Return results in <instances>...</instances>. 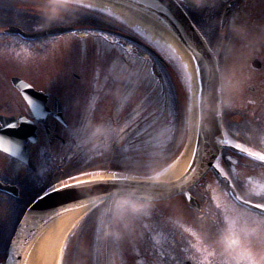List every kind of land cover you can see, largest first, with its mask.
Returning <instances> with one entry per match:
<instances>
[{
  "label": "flooded vegetation",
  "instance_id": "1",
  "mask_svg": "<svg viewBox=\"0 0 264 264\" xmlns=\"http://www.w3.org/2000/svg\"><path fill=\"white\" fill-rule=\"evenodd\" d=\"M206 2L208 7L201 12L182 10L203 35L215 55H219L221 99L224 107L229 111L228 119L233 122L231 129L227 126L222 128L220 140L225 142L231 140L233 144L241 143L245 148L262 151L264 150V0H206ZM111 11H114L117 17L122 16L117 10L111 9ZM110 14L111 12L104 15ZM124 18L127 19L125 16ZM80 20L98 24L99 30L94 32L93 29L84 28L83 33H78V30L74 29L33 41H22L15 36L0 35V111L15 107L29 120L33 118L32 108L24 99L25 96L11 82L12 75L20 76L27 81L37 91L29 92L27 96H32L41 104L48 105L51 111V116L45 122L35 126L25 123L12 132L13 135L22 138L28 136L30 129L33 128L34 132L49 137L50 142L47 143L20 140L24 141V149L18 151L22 153L25 151L26 160L31 157L33 162L32 167L27 169V174L23 167L19 175L11 173L10 161H15L17 164L27 162L0 150V181H2L0 182V253H3L6 247H12L8 243L9 238L14 239L25 206L54 178L55 171L51 167L78 154L99 158L98 152L88 150V122L95 121L98 117L96 111L93 109L89 111L88 105L97 104L98 93L105 84L99 81L96 71L103 69L104 65L110 70V67L117 63L118 57L101 56L106 52L94 50V46L97 49L112 47L111 43L104 40L107 35L114 37V42L127 41L123 36L134 37L132 32H135V29L132 32H119L114 25L103 21L95 14L85 18L81 16L77 21ZM123 22L117 20V24ZM105 31H116L120 36L117 39L111 32ZM62 34H65L66 38ZM140 36L147 38L142 30L136 33V37ZM9 38L18 41H10ZM39 41L43 42L38 46ZM23 44L27 45L25 54L30 53L31 57L34 56L39 60L54 61V66L51 65L46 71L42 68V71L36 69L34 83L22 74L14 73L8 76V72L2 67L3 61L9 60L11 58L9 56L15 54L9 49L16 47L18 53L24 47ZM29 47H32V50ZM133 47L137 46L133 45ZM131 53L132 51L128 52L129 58ZM121 55L119 58L128 64L125 55ZM233 59L235 65L236 60L237 63L239 62L236 70ZM231 68L239 75V83L234 84L239 87V97L236 96L238 94L234 88L232 90L235 93L230 97L227 81L222 76L230 72ZM88 69H93L91 77L84 76V72ZM36 78L40 79L39 83H36ZM112 87L115 89L114 86ZM104 103L111 105L109 102ZM221 111L223 112V108ZM77 120L78 134L65 135V130L71 132L73 121ZM3 131L5 130L0 129V132ZM84 138L86 140L83 142ZM228 155L233 153L225 152L223 157L219 153L217 155L216 163L225 170L227 165L224 159ZM246 158L249 167L247 169L237 167V172L250 177L245 181L246 187L264 191V164L256 158ZM236 159L237 157L233 155V160ZM208 174L212 177L211 167L205 174L206 179ZM209 193L221 204L226 206L230 204L223 192L211 181ZM201 204L203 205L204 201H201ZM230 215L234 222L230 231L227 230L228 225L225 223L217 233L207 215L195 222L186 218L174 228L157 229L155 236L157 244L155 243L154 246L159 256L147 259L146 264H245V261L238 260L237 256L250 257L259 264L260 259L264 257V222L258 217L247 214L243 207L237 208ZM208 233H214L211 240L207 239ZM229 241L233 243L229 244ZM20 262L19 253L15 264ZM7 264H13V261L8 260Z\"/></svg>",
  "mask_w": 264,
  "mask_h": 264
},
{
  "label": "snow or ice",
  "instance_id": "2",
  "mask_svg": "<svg viewBox=\"0 0 264 264\" xmlns=\"http://www.w3.org/2000/svg\"><path fill=\"white\" fill-rule=\"evenodd\" d=\"M111 5V8L109 7ZM166 6V7H165ZM208 7L206 0H101L100 3H84V0H49L45 5V11L40 19L48 18V23L60 21L63 23H74L78 17L92 13L103 21L114 25L119 32H132L136 37V33L140 32V25L144 26L145 31H150L153 36L144 38L136 37L139 43L137 51L144 57L147 64L153 69L160 65L157 63V57L168 68L171 75L180 84V68L186 67L181 63V54L177 48H173L171 44L161 43L164 38L163 33L167 32L176 39L175 34L171 32L169 22L171 16L165 13L172 9H188L194 13L203 11ZM112 8L126 10L127 19L123 16L117 17ZM111 12L106 16L105 13ZM117 20H123V23L117 24ZM90 26L75 23L74 29H84ZM111 32L113 36L119 38L116 31ZM155 37V38H153ZM211 43V38H209ZM179 48L192 45L187 41L177 40ZM201 45H197L200 47ZM113 54L116 49H112ZM123 59V56L121 55ZM111 57H109V60ZM196 61L193 65V77H199V84L196 92L198 99H192L189 96L191 89L184 90L182 86L178 87V94L182 95V102L176 103L172 114L173 123L177 129L186 127V119L190 118L195 126L197 136V146L192 147L191 141H176L175 136L168 142L167 147L157 150L152 143L151 132L161 122L168 121V114H163V120L160 119V112L157 108L156 114L153 112H145L142 124L129 130L128 136L132 143L126 149L124 144L116 142L114 135L112 143L106 149V155L103 158L95 156H87L85 154L74 155L63 163L56 164L51 167L55 171V176L38 195L32 197V200L23 209L24 215H29L35 210V201L43 200L45 196L52 193L65 192L63 202H58V206L71 204L80 206L81 202L87 200L96 201V204L85 214V219L94 216L98 207L107 202L111 197L125 196L131 197L135 195L136 199L145 201L139 205L140 210L152 207L153 210L160 207L159 204L150 205L151 201H161L165 198L179 196L180 199L175 201L168 207L175 214H183L186 218L195 222L206 215L212 226L219 233L222 226L227 223L228 229L233 227L231 212L237 208L243 207L246 213L254 217H258L264 222V191H256L246 187V177L237 172V167L247 169L249 161L246 157L256 158L264 164V150L253 151L245 148L241 143H235L231 140L225 142L219 139L222 134L221 130L227 126L229 129L233 127V122L228 119L229 111L224 107L221 99V92L216 86L215 65L212 64V52L205 45L203 54L193 55L189 58ZM211 65V67H209ZM207 74V78H206ZM159 76V72L146 71L141 75L140 82L145 79L155 80ZM29 88L30 85H24ZM24 99L32 108L33 118L28 119L19 112L18 108L9 110L5 108L0 111V145L4 143H19L21 139L36 143L50 142L49 137L41 133L33 132L25 137H17L12 134L13 130L24 126L25 123L35 126L38 123L45 122L51 116V111L46 104H41L32 96H25ZM223 108V112L221 109ZM127 113L125 114V118ZM121 117L117 116L118 123ZM59 127V122H56ZM79 121H73L72 130H65V135L72 133L78 134L76 125ZM201 140H204V149L199 147ZM128 143V139L125 140ZM191 148V156L187 161V166L178 175L163 178L164 173L171 167L169 161L175 157L179 160L181 156L188 154ZM183 149V150H181ZM231 151L237 157L233 160V155H228L224 159L227 170L216 163L217 155L224 156L225 152ZM179 152L180 155L176 156ZM9 171L15 175L20 174L21 167L27 169L32 167V158L29 157L26 164H17L10 161ZM235 165V166H234ZM211 166L212 177L205 178V174ZM111 168L117 170L109 175H102L106 169ZM76 176L86 177L85 179H75ZM214 182L217 188L223 192L229 205L221 204L214 195L209 193V182ZM2 182V181H0ZM204 201V204H201ZM23 223V221H21ZM214 233H208L207 239L211 240ZM9 245H15L16 241L9 238ZM233 241H229V244ZM19 247H6L3 253H0V262L7 264L8 260L15 264ZM179 255V253H177ZM238 260L245 261V264H257L250 257L237 256ZM264 264V257L259 261Z\"/></svg>",
  "mask_w": 264,
  "mask_h": 264
},
{
  "label": "rangeland",
  "instance_id": "3",
  "mask_svg": "<svg viewBox=\"0 0 264 264\" xmlns=\"http://www.w3.org/2000/svg\"><path fill=\"white\" fill-rule=\"evenodd\" d=\"M85 2L94 3L91 0H84V3ZM42 3L43 4L38 5L34 3V0H5V2H0V7H14V9L18 8L19 13L22 12V10H26L36 15H42L45 11L46 5L44 2ZM122 16L124 17L123 14ZM19 20V17L14 18V21ZM37 21L44 25L48 23V18H37ZM19 24L27 32H34L37 29L42 28L41 24L33 23L30 20L19 22ZM65 24L66 23L57 20L47 26ZM1 29L6 30L5 28ZM140 29L147 37L151 36L144 30L143 26L140 25ZM78 33H83V30L78 31ZM64 35L62 34V36L66 38ZM108 39L115 40V38L111 36H108ZM9 40L18 41L15 38H9ZM61 40L63 39L61 38ZM42 42L43 41H39V44L37 43L38 46L42 44ZM113 45V48L116 49L115 54L112 52L113 48L110 47L103 50L101 49L106 53H102V51L97 49L95 46L94 50L101 51V56L103 55L104 57L113 55L119 57L118 52H125L129 57L127 51H132V59L126 57L129 61L128 64H125L121 60H117V63H115L112 68L110 67V70H107L105 65L103 69H99L97 71L95 70L96 75L99 76V81L105 84L101 86L102 90L98 93L99 96L96 99L97 104L95 106H92V104L88 105L89 111L93 109L98 115L95 121L92 120L91 122H88V150L97 152L101 149V151H106L108 146L112 143L114 135L117 138L116 142L124 144L127 149L132 143L130 137L128 136L129 130H134L136 126L142 124L146 110L153 112L155 115L157 108L161 114L160 119L163 120V114L167 113L168 121L166 123H159L151 132L152 143L156 146L157 150L165 148V145L171 138L174 126L172 118L174 107L171 100V93L169 91L171 86L168 85L164 75L168 73L167 77L173 78V76L169 72L168 68L157 67L156 69H153L151 65L147 64L144 57L136 50L137 47L135 48L129 43L121 40L117 43H113ZM23 46L24 47L18 53V49L16 47L9 49L10 51H14L15 54L9 56L11 58L9 60L7 59L8 62L7 60L3 61L2 67L6 69L8 76L14 73L22 74L24 77L29 79L31 83H34L33 80L36 77V69L41 70L42 68L46 71L51 65L54 66V61H50L48 59H35L34 56L31 57L30 53H24L27 45L23 44ZM31 48L32 47H29L30 50H32ZM94 53L95 52H93V54ZM233 66L236 70V68L239 67V62L237 63L236 60L235 65V60L233 59ZM182 69L185 74V78L183 84L180 82V86H182L184 90L191 89L189 96L193 99L192 71L185 67H182ZM234 69L231 68L230 72L228 71L227 74H223L222 76H224V79L227 81V88H229V91L231 92L230 97H233L232 93L233 95L235 93L234 90H232L233 88L236 89V93L238 94L236 96L239 97V87L234 86V84L239 83V75L235 74ZM92 71L93 69L86 70L84 72V76L91 77ZM145 71L147 73L157 71L159 72V76L156 77L155 80L145 79L144 82L141 83L140 77ZM78 72L79 71H76V73ZM121 77L123 78V81L120 82ZM39 82L40 79L36 78V83ZM112 86H116L115 89H113ZM173 87H176V90L172 92L175 102H182L183 97L178 94L179 86L176 79L173 81ZM117 97L118 99H116ZM104 102H109L113 105L111 110H114L113 112L116 116L121 117V122L118 125L110 120L106 123L107 121H105V118L107 117L102 111L105 109ZM126 113L127 116L125 118ZM190 130V118H188L186 119V127L182 129H175L174 134L176 141H180L181 137H183V142L186 143L190 137ZM126 139H128V143H125ZM85 140L86 138H84L83 142ZM178 154L179 152L176 153V156H178ZM174 159L175 157L169 161V165ZM179 199V197H173L170 200L156 201L153 203V205H160V207L156 209L157 211L153 212L157 222H163L165 220L170 228H174L177 224L186 219L183 214H175L168 207ZM139 205L141 204L138 201L126 198L112 199L106 203L105 209L100 212V219L93 241L89 238V240L83 241V243L80 242L81 245L75 249L73 248V246L76 245L77 240L75 228L83 218L82 216L86 213L85 212L64 236L59 249L58 264H142L140 263V257L138 256L139 253H141L140 250H142L141 242L143 241V238L141 235L143 233V235L148 238H154V236H157L158 223L153 221V218H150L146 211L142 214V216L147 219L146 223H144L143 220L136 223V217L134 215L135 210ZM133 217H135V219ZM137 260L139 261L137 262Z\"/></svg>",
  "mask_w": 264,
  "mask_h": 264
},
{
  "label": "water",
  "instance_id": "4",
  "mask_svg": "<svg viewBox=\"0 0 264 264\" xmlns=\"http://www.w3.org/2000/svg\"><path fill=\"white\" fill-rule=\"evenodd\" d=\"M166 7V6H165ZM166 15L171 16V21L169 22V25L172 27L174 32L177 34L179 39L181 41H187L189 44L192 45L191 48H187L191 55H198L203 54V48L206 44L203 37L200 35L198 30L193 26V24L190 22V20L187 18V16L184 14V12L181 9H172L171 11H168L165 13ZM72 26L68 25L65 27L62 26H55L51 28H47L38 32L34 33H28L23 31L20 27L17 26H10L5 31L6 32H13L20 35L22 38L25 39H36L38 37H42L45 35H51V34H57L61 33L63 31L69 30ZM138 42L137 40H134ZM139 43V42H138ZM201 45L200 47H197V45ZM187 47V45H185ZM209 49V47L207 46ZM210 50V49H209ZM196 63V61H194ZM212 64L215 65L214 71L216 72V86L218 88L219 85V79H218V70L216 65L215 57L212 53ZM211 67V65H209ZM198 81L199 77L197 76ZM207 78V74H206ZM13 84L20 89L24 94H27L28 91L32 90L31 87L25 88L24 85H27L23 80H21L18 77L12 78ZM199 96L197 95V99ZM221 137V135L219 136ZM204 140H201L199 143V147L201 149H204ZM197 146V136H195V147ZM0 149L5 150L9 153H16V150L12 149L7 144L0 145ZM17 154V153H16ZM19 156V154H17ZM210 167V166H209ZM68 190H62L60 193H52L48 196H45L43 200L35 201V210L31 212L29 215H24L21 219L23 223H19L17 227L16 234L14 236V240L16 241L15 245H12V247H19L21 252L25 242L27 239L35 232L38 231V229L46 223L50 218H52L54 215L68 210L72 208H77L80 206H84L87 204L96 203L95 200H92L91 202L84 200L81 202L80 206H73L71 204L58 206V202H63L65 192ZM118 197H125V196H117V197H111V198H118ZM126 198H133L136 199L135 195L131 197ZM167 199V198H165ZM141 200V199H138ZM19 259V257H18Z\"/></svg>",
  "mask_w": 264,
  "mask_h": 264
},
{
  "label": "bare ground",
  "instance_id": "5",
  "mask_svg": "<svg viewBox=\"0 0 264 264\" xmlns=\"http://www.w3.org/2000/svg\"><path fill=\"white\" fill-rule=\"evenodd\" d=\"M94 3H100L101 0H91ZM36 4H43L40 1H34ZM107 2V0H104ZM44 4H47L44 2ZM111 6V5H109ZM115 9V8H114ZM118 12L123 13L127 18L126 10L115 9ZM143 26V25H141ZM144 27V26H143ZM172 33L175 34L176 39H173L169 33H163V39L161 43L171 44L173 48H177L181 54V63L185 65L187 69L192 71L193 74V65L195 64L194 60L189 58L192 56L190 51L184 45L183 48H179L177 45V40L181 41L177 34L174 32L172 27L169 25ZM149 35L153 36V33L147 31ZM155 38V37H154ZM180 77L185 78L182 67L180 68ZM198 87L197 77H193V99H197L196 89ZM190 137L186 143L191 141V146H195V126L190 119ZM183 150V149H181ZM180 153L178 154V156ZM191 156V148L188 149V154L181 156L179 160L174 159L170 164L171 167L167 172L164 173L163 178L167 179L170 176L178 175L183 169L187 166V161ZM93 204V203H92ZM92 204H87L77 208L68 209L62 211L52 218H50L46 223H44L38 231L27 241L26 246L23 249L21 256V262L19 264H58V255L59 249L61 247L64 236L67 231L72 227V225L80 219V217L87 212Z\"/></svg>",
  "mask_w": 264,
  "mask_h": 264
},
{
  "label": "trees",
  "instance_id": "6",
  "mask_svg": "<svg viewBox=\"0 0 264 264\" xmlns=\"http://www.w3.org/2000/svg\"><path fill=\"white\" fill-rule=\"evenodd\" d=\"M5 2V0H0V2ZM11 1V0H9ZM28 11L26 10H22V12L19 13L18 8L12 7V8H4V7H0V28H2L3 26H7L9 24H14V18L15 17H19L20 19H28ZM30 21H32L33 23H37V21L35 20V18H32L31 16H29ZM166 72V71H165ZM168 74V73H167ZM167 74L164 75L168 85L171 86V88L169 89L170 93H171V100L173 103V107H175L176 102H175V98L172 95V92H174L176 90V87H173V81H175V78L173 77H167ZM169 76V75H168ZM183 84V83H182ZM180 86V84H179ZM175 125L173 126V130H172V135L171 138L169 139L172 140V138L175 136L174 132H175ZM168 141V142H169ZM165 145V147H167L168 145ZM105 154L104 156L107 154L106 151H104ZM103 156V157H104ZM106 170L109 171H117L111 168H108ZM108 202V201H107ZM107 202H104L100 207L97 208L95 214L93 217L89 218V219H85V216L81 219V221L79 222V224L76 226L75 228V232H76V245L73 246V248H77L78 246L81 245V243H83V241L89 240V238H91V241H93L94 239V235L99 223V219H100V212L101 210L105 209V205ZM145 202H143L142 204H144ZM81 242V243H80ZM80 243V244H79ZM93 245V242H92ZM158 255V250H156V248L151 249L150 251L146 252L145 255L146 256H150V257H156V253ZM159 256V255H158Z\"/></svg>",
  "mask_w": 264,
  "mask_h": 264
}]
</instances>
